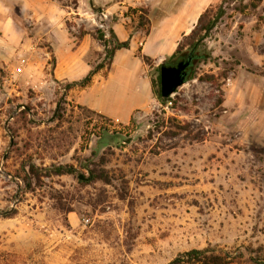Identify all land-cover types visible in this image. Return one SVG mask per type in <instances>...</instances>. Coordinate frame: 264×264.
Returning a JSON list of instances; mask_svg holds the SVG:
<instances>
[{"label":"rangeland","instance_id":"obj_1","mask_svg":"<svg viewBox=\"0 0 264 264\" xmlns=\"http://www.w3.org/2000/svg\"><path fill=\"white\" fill-rule=\"evenodd\" d=\"M54 1L70 12L79 6ZM237 4L200 50L210 59L197 78L128 125L77 105L66 84L32 88L14 74L17 51L0 40V264H170L208 247L262 248L264 256V142L254 102L264 86V1L243 14ZM98 17L88 24L110 38ZM76 19L68 26L79 36ZM104 55L93 53L94 67ZM150 75L157 80L158 69ZM186 124L191 133L174 127ZM58 167L73 173L46 177Z\"/></svg>","mask_w":264,"mask_h":264},{"label":"crops","instance_id":"obj_2","mask_svg":"<svg viewBox=\"0 0 264 264\" xmlns=\"http://www.w3.org/2000/svg\"><path fill=\"white\" fill-rule=\"evenodd\" d=\"M221 2L78 0V8L70 12L68 7L54 0H0V40L7 44H1L7 46V51H17L21 63L25 61L14 74L24 77L26 84L35 89L61 84L68 86L88 76L94 68L93 53L104 49L92 35L97 31L94 25L88 24L103 14L109 33L112 31L119 42L129 41L130 47L117 51L109 71L95 75L87 88L67 90L66 87L64 91L77 105L128 125L137 113L149 111L156 103L150 71L159 68L176 52L182 39L195 29L208 8ZM85 4L89 9H85ZM131 9L148 11L147 34L138 27L140 14L129 13ZM96 11L97 16L94 15ZM72 17H79L75 21L83 23L78 27L80 32L81 29L86 32L81 39L72 33L76 27L68 26ZM90 17L92 20H88ZM23 23L28 24L27 29ZM139 55L150 58L152 64L144 62ZM51 59L55 65L49 73ZM254 95L256 131L261 133L264 142V86L257 85Z\"/></svg>","mask_w":264,"mask_h":264},{"label":"trees","instance_id":"obj_3","mask_svg":"<svg viewBox=\"0 0 264 264\" xmlns=\"http://www.w3.org/2000/svg\"><path fill=\"white\" fill-rule=\"evenodd\" d=\"M264 0H222V2L218 5L211 6L208 8L200 17L199 22L195 29L186 37L182 39L180 42L176 52L168 58L165 63L166 64H175L181 61L187 62L191 60L190 67L188 69V74L186 77V82L194 80L198 76V66L202 63H206L209 61V55H202L200 50L205 46V41L210 37V34L214 31L220 20L224 17L227 11V6L233 3H238L234 9L239 13H245L248 9L252 8L253 10H257ZM78 2V0H76ZM129 13L140 14L139 15V28H142L145 33L149 32V20L147 19L148 11L146 9H131ZM86 32L81 29V32L78 36V39H81ZM94 35L102 44L105 49V58L101 63L95 66L88 76L81 80L80 82L70 84L67 86V90L72 87H80L82 89L87 88L93 81L95 75L100 73L101 71L106 70L109 71L111 65L114 60V56L117 51L122 49H128L130 47V42H119L112 31H110V38L104 33L103 30H97ZM144 62L151 65L152 60L146 56L139 55ZM158 69L159 75L157 80H152L154 93L156 98L162 104H167L170 102L169 99H165L161 95V77L160 71L161 66ZM214 77L207 76L205 80L211 81ZM95 113V112H94ZM99 115V114H98ZM107 119L106 117L100 115ZM58 119V118H57ZM133 121V119H132ZM176 121V120H173ZM179 129L180 132H189L191 133L189 124L184 126H174ZM176 135V133H173ZM30 171L33 174L36 180L41 179V175L39 173V169L34 165L30 166ZM46 177H50L52 175L61 176L64 174H72V169L64 170L63 167L47 169ZM92 176H94V180L104 181L106 184L110 183L108 176L104 172H95L92 171ZM90 179L86 181H81V184H87ZM73 210H69V213H72ZM262 251V248L259 251L251 250L250 248L244 249H235L228 250L222 249L220 247H208L205 249H193L189 252L180 254L175 260H173L170 264H237L242 263L243 261H247L250 264H264V256L259 252Z\"/></svg>","mask_w":264,"mask_h":264},{"label":"water","instance_id":"obj_4","mask_svg":"<svg viewBox=\"0 0 264 264\" xmlns=\"http://www.w3.org/2000/svg\"><path fill=\"white\" fill-rule=\"evenodd\" d=\"M102 24L104 23L102 22ZM190 64L191 60L187 62L182 61L177 64L163 63L161 65V95L163 98H171L186 83ZM80 179L84 180L83 177H80Z\"/></svg>","mask_w":264,"mask_h":264},{"label":"built area","instance_id":"obj_5","mask_svg":"<svg viewBox=\"0 0 264 264\" xmlns=\"http://www.w3.org/2000/svg\"><path fill=\"white\" fill-rule=\"evenodd\" d=\"M104 15H99V17L97 19H99L100 23H101V27L103 28L104 27V24H102V22L104 23ZM25 64V61L22 62V65ZM18 72H21V69H18Z\"/></svg>","mask_w":264,"mask_h":264},{"label":"flooded vegetation","instance_id":"obj_6","mask_svg":"<svg viewBox=\"0 0 264 264\" xmlns=\"http://www.w3.org/2000/svg\"><path fill=\"white\" fill-rule=\"evenodd\" d=\"M182 62V61H181ZM179 63V62H178ZM175 64H177V63H175Z\"/></svg>","mask_w":264,"mask_h":264}]
</instances>
